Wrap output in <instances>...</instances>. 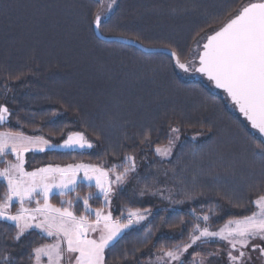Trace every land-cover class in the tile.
<instances>
[{
	"label": "trees",
	"instance_id": "16d2710c",
	"mask_svg": "<svg viewBox=\"0 0 264 264\" xmlns=\"http://www.w3.org/2000/svg\"><path fill=\"white\" fill-rule=\"evenodd\" d=\"M246 1L117 0L97 31L119 41L106 42L95 32L97 0H0V104L10 109L0 131L51 144L82 132L93 145L29 152L25 170L92 164L123 171L126 155L139 162L108 210L122 222L129 209L145 218L110 243L104 264H144L161 248L189 243L194 224L216 230L256 210L249 200L264 194V138L220 95L181 79L170 55L175 49L184 61L197 37L219 28ZM171 128L179 129L180 142L160 161L154 150L169 142ZM149 132L152 143L140 145ZM5 192L0 179V200ZM90 193H96L91 208H103L96 187L83 182L48 202L69 207L72 200L70 210L79 216ZM16 232L14 223L0 221V264H33V248L50 239L28 229L17 240Z\"/></svg>",
	"mask_w": 264,
	"mask_h": 264
},
{
	"label": "snow or ice",
	"instance_id": "6c2138e0",
	"mask_svg": "<svg viewBox=\"0 0 264 264\" xmlns=\"http://www.w3.org/2000/svg\"><path fill=\"white\" fill-rule=\"evenodd\" d=\"M115 3V0H112ZM111 4L108 5L111 8ZM101 12L96 14L94 23L99 29L103 23ZM204 37H200L203 40ZM200 40L196 41L197 48L192 51L193 59L181 62L182 53L173 49L170 53L176 66L184 72L190 70L199 72L215 83L217 88H222L231 98L239 111L244 115L251 127L261 136H264V0H247L241 4L234 14L211 34H206L203 50L200 51ZM195 56L199 58L198 66ZM10 109L0 104V123L8 119ZM171 134L179 132L178 128H171ZM140 145L152 143L151 133H145L139 141ZM172 144L169 139L168 147L157 146L155 151L159 155H168ZM92 148L82 132L69 133L67 139L61 145H52L42 136L29 137L23 133H0V159L14 154L16 162L5 160L6 167L0 170V178L7 182V190L0 200V220L12 221L17 229L15 239L20 237L30 228H39L47 236H55V243L33 248L37 264L42 256L48 257V264H62L65 252L68 254L79 253L75 257V264H104V250L109 247L123 229L133 223H139L145 217L139 209H129L125 222L120 218L114 219L111 211L105 213L103 208L95 209V219L90 220L93 209L89 205V199L96 197V193H90L83 197L84 212L77 216L70 210L72 200L67 201L69 207H54L48 202L49 194L53 189H58L61 195L65 190L75 191L78 182L77 173L84 172V180H95V186L103 195L105 203L110 200L114 189L113 184H123L130 172H133L135 157L126 155L123 157V171H119L116 165L105 169L100 165L69 164L66 167L49 165L34 171H25L24 153L30 151H45V148L66 147ZM260 147V145H258ZM264 152V147L261 148ZM128 161H132L131 164ZM110 175L115 179H109ZM259 191V190H257ZM143 194V193H142ZM43 197V204L37 197ZM36 200L35 208H26L25 201ZM81 199L79 196L77 200ZM18 200L20 208L16 214L8 213L11 204ZM250 204L257 206V211L251 215H245L242 219L229 220L219 231H210L208 227H201L198 223L193 225L189 233V243L183 246L177 244L173 249L159 251L162 255L157 257L163 264L170 261L176 264H184L182 255L197 242L207 243L212 238L225 241L228 246V258L230 264H250L251 253L249 249L259 253L258 258H264V245L253 241H264V194H258L255 200H249ZM110 206V205H109ZM233 207L244 208L242 204H234ZM42 217L43 219H38ZM37 221L32 223V221ZM204 221L209 220L208 215L203 216ZM234 225V227H230ZM99 232V238H89L90 232ZM198 233V235L196 234ZM66 243L67 248H63ZM200 254L197 253L196 256ZM209 255H219V251ZM167 257V260L164 258ZM31 258V257H30ZM69 264L72 257L68 256ZM4 261L8 257H3ZM191 264H196L193 257ZM200 264H205L201 257Z\"/></svg>",
	"mask_w": 264,
	"mask_h": 264
},
{
	"label": "rangeland",
	"instance_id": "374dc122",
	"mask_svg": "<svg viewBox=\"0 0 264 264\" xmlns=\"http://www.w3.org/2000/svg\"><path fill=\"white\" fill-rule=\"evenodd\" d=\"M97 1L100 3V12L99 13H101V12L105 13L104 15H102V19L107 18L111 14V12L114 10V8L116 7V4H117V0H115V3H112V0H97ZM109 4L112 5L111 8L108 7ZM206 34H211V31L202 34L201 36L197 37L194 40V42L192 43V46H191V48L189 50V53H188V56H187L186 59H188V60H192L193 59V54H192V51L191 50H194V49L197 48L196 41L197 40H200V37H204L203 40H200L199 50L202 51V49H203L202 48V45H203V43H205V40H206ZM194 59H195L196 65L198 66V59H199L198 56H195ZM184 61H182V62H184ZM175 68H176V71H177V73H178V75H179V77L181 79H183V80H196V81L202 83L207 89H209L210 91H212V92L217 93L218 95H220L225 100L228 109L232 113L239 114L238 111H237V109H236V106L229 101V99L226 97V95L223 92H221V91L217 90L216 88H214L213 85H212V83L210 81H208L207 79H205V77L202 74H200L198 72H195V71H192V70H190L189 72H184L182 69L178 68L177 66ZM67 137L65 138V140L67 139ZM170 137L172 138V144H171L170 151H169V154L168 155H163V156L162 155H159L154 150L157 158L160 159V161L167 160V159H169L171 157L172 153L174 152L175 148L177 147V145L180 142L181 135L179 134V132L178 133H175V134H171V132H169V139H170ZM64 141H61L60 143H54L52 145H61V144L64 143ZM168 146H169V142L166 145L160 146V147H168ZM84 148H80L79 146H75V147H72V148L52 147V148H50V150H79V151H81V150H84ZM131 163H132V161H130V164ZM138 163L139 162H136L135 163L137 169H138V166H137ZM40 168H42V167H40ZM34 170H36V169H34ZM34 170H30V171H34ZM109 179L114 180L115 177L112 176V175H110ZM78 182H81V181L78 180ZM123 184H121V185L113 184L112 185L114 191L111 194L110 200L107 203H105V201H103L104 200V197L102 195H99L97 193L101 197V199L103 201V204H104V207L103 208L104 209L111 208V200H112L113 196L115 195L116 190L118 189V187L122 186ZM68 192H70V191H67L64 194H66ZM55 194H58V193H54L52 195H55ZM52 195H50V196H52ZM43 202H42V204H43ZM255 207H256V210L255 211H257L258 210L257 209V206L255 205ZM12 211H14V209H12ZM127 216H126V219H127ZM94 219H95V214L94 215H91V217H90V220H94ZM240 219H242V218H240ZM224 225H222L221 227H219L216 230H210V229L209 230L210 231H219V229L222 228ZM230 227H234V225H230ZM196 234L198 235V233H196ZM99 235H100V233L97 231V232L93 233L92 236H89V238L98 239L99 238ZM48 238L50 239L49 240L50 242H48V244H46V245L55 243V240H56L55 236L53 238H50V237H48ZM209 243H212V244L213 243H216V245H217L216 248L214 250H211V247L209 248V247L206 246ZM253 243H259V244L264 245V241H259V240L253 241ZM61 246L63 248H65V249L67 248L66 243H62ZM217 251H219V255H209L210 253H215ZM249 252L251 253V261H250V264H264V258H258L259 257V253L258 252H254L251 249H249ZM197 253H199L200 255L199 256H196ZM202 254H204V255H202ZM69 255H71V257H72L71 264H75V257L78 256L79 253L68 254L67 252H65V256L62 258V264H69V259H68V256ZM160 255H162V253L155 254L153 257H151L149 260H147V262L144 263V264H163V261H158L157 260V257L160 256ZM34 256H35V254H34ZM194 256L196 257V264H200L201 257H203L205 259V264H230L229 258H228V246H227V244H226L225 241H222L219 238H212V239L209 240V242L203 243V244L200 243V242H197L196 245H193L191 248H189V250L187 252H185L182 255L181 259L184 261V264H191V262L193 261V257ZM164 259L167 260V257H165ZM33 264H37L36 259L34 260V263ZM39 264H48V257L47 256H42L40 258ZM169 264H176V262L170 261Z\"/></svg>",
	"mask_w": 264,
	"mask_h": 264
},
{
	"label": "crops",
	"instance_id": "0c3cea01",
	"mask_svg": "<svg viewBox=\"0 0 264 264\" xmlns=\"http://www.w3.org/2000/svg\"><path fill=\"white\" fill-rule=\"evenodd\" d=\"M0 133H9V132H6V131H0ZM25 136H27V135H25ZM30 137V136H29ZM50 143V142H49ZM51 144V143H50ZM52 148V147H51ZM89 148L88 147H85L84 148V151H86V150H88ZM47 150H50V148H48V147H46L45 148V151H47ZM30 152H33V153H41L40 151H30ZM44 152V151H43ZM27 153H29V152H26V153H24V157H25V154H27ZM9 155L11 156V158L10 159H7V161H10V162H12V163H15L16 162V157H15V155L14 154H11V153H9ZM53 166H57V165H53ZM67 165H63V166H60V167H66ZM6 167V164H5V162H4V164H3V166L1 167L0 166V170H2L3 168H5ZM43 167H47V166H43ZM42 167V168H43ZM26 171V170H25ZM79 178H78V180L79 181H81V182H86L85 184H87V185H94L95 186V180H92V181H87V180H84L83 179V177H84V175H82V174H80L79 176H78ZM1 180H3V178H0ZM4 181V183L6 184V190H7V182L5 181V180H3ZM76 186V185H75ZM96 187V186H95ZM97 189V188H96ZM67 191H69V190H65V192H67ZM64 192V193H65ZM54 193H58L59 194V190L58 189H53V192L52 193H50L49 194V197H50V195H52V194H54ZM97 193L99 194V195H102V194H100L99 193V191H98V189H97ZM103 196V195H102ZM37 199H39L40 200V203L42 204V202H43V197L42 196H40V197H37ZM49 199V198H48ZM13 207H12V209H14V213L16 214V212L18 211V209L20 208V203H19V201L18 200H16V201H14L13 203ZM26 208H29V209H31V208H35L36 207V200L35 199H33L31 202H28V201H25V205H24ZM103 211L105 212V213H107V212H109L108 211V208L107 209H104L103 208ZM95 214V210L93 209V213H92V215H94ZM38 219H43L42 217H39ZM35 222H37V221H32V223L34 224ZM30 229H35V230H37V231H40L41 233H43L39 228H35V227H33V228H30ZM93 233H95V232H90L88 235L89 236H92L93 235ZM43 234H45V233H43ZM46 235V234H45ZM47 236V235H46ZM49 237V236H48ZM54 236H52V237H50V238H53Z\"/></svg>",
	"mask_w": 264,
	"mask_h": 264
},
{
	"label": "water",
	"instance_id": "95a60500",
	"mask_svg": "<svg viewBox=\"0 0 264 264\" xmlns=\"http://www.w3.org/2000/svg\"><path fill=\"white\" fill-rule=\"evenodd\" d=\"M97 26H96V24H95V32H96V35H97V37L100 39V40H102V41H106V42H117V41H119L118 39H113V38H106V37H102V36H100L99 34H98V31H97ZM126 44H128V45H131V46H135V47H137V48H140V49H142L143 51H146V52H154L155 50H152V49H147V48H144V47H142V46H140L139 44H137V43H135V42H132V41H128V40H126V41H124ZM207 42V41H206ZM203 50V49H202ZM198 64H199V59H198ZM199 73V72H198ZM201 74V73H200ZM203 75V74H202ZM204 77H205V79H208V77L207 76H205V75H203ZM209 80V79H208ZM212 82V81H211ZM212 85H213V87L214 88H216L217 90H219V91H221V92H223L225 95H226V97L229 99V101L231 102V103H233V101L231 100V98L227 95V93L224 91V89H222V88H217L216 86H215V83L214 82H212ZM234 104V103H233ZM235 105V104H234ZM236 106V105H235ZM236 109H237V111H238V113L242 116V118H244L245 120H246V122L250 125V127H251V124H250V122H248L247 121V119L244 117V115L239 111V109H238V107L236 106ZM252 128V127H251ZM253 129V128H252Z\"/></svg>",
	"mask_w": 264,
	"mask_h": 264
},
{
	"label": "built area",
	"instance_id": "2783aa9c",
	"mask_svg": "<svg viewBox=\"0 0 264 264\" xmlns=\"http://www.w3.org/2000/svg\"><path fill=\"white\" fill-rule=\"evenodd\" d=\"M29 172H30V171H29ZM80 174L84 175L83 170H81V171H79V172L77 173V177H78ZM85 183H86V182H85ZM8 213H9V214H12V215L15 214V213L12 211V204H11V206L8 208ZM0 221H5V222H7V223H9V224L14 223V222H12V221H7V220H0Z\"/></svg>",
	"mask_w": 264,
	"mask_h": 264
},
{
	"label": "flooded vegetation",
	"instance_id": "af4514ba",
	"mask_svg": "<svg viewBox=\"0 0 264 264\" xmlns=\"http://www.w3.org/2000/svg\"><path fill=\"white\" fill-rule=\"evenodd\" d=\"M205 42H206V40H205ZM208 80V79H207ZM208 81H210V80H208ZM211 82V81H210ZM212 83V82H211ZM257 132V131H256ZM263 138H264V136H262Z\"/></svg>",
	"mask_w": 264,
	"mask_h": 264
}]
</instances>
